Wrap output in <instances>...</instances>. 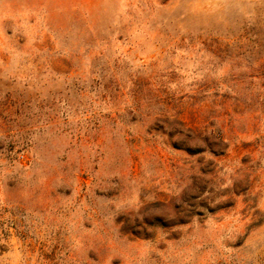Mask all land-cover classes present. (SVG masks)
Wrapping results in <instances>:
<instances>
[{
	"label": "rangeland",
	"instance_id": "374dc122",
	"mask_svg": "<svg viewBox=\"0 0 264 264\" xmlns=\"http://www.w3.org/2000/svg\"><path fill=\"white\" fill-rule=\"evenodd\" d=\"M0 264H264V0H0Z\"/></svg>",
	"mask_w": 264,
	"mask_h": 264
},
{
	"label": "trees",
	"instance_id": "16d2710c",
	"mask_svg": "<svg viewBox=\"0 0 264 264\" xmlns=\"http://www.w3.org/2000/svg\"><path fill=\"white\" fill-rule=\"evenodd\" d=\"M200 136H201V135H200ZM210 139H212V138H210V137H208V136H204V137H203V140H204L205 142H209ZM221 145H223V146L225 145V143H224L222 140H221ZM209 146H210V147H207V149H208V150H211V148H213L214 145H209ZM216 146H217V145H216ZM225 146H226V145H225Z\"/></svg>",
	"mask_w": 264,
	"mask_h": 264
}]
</instances>
